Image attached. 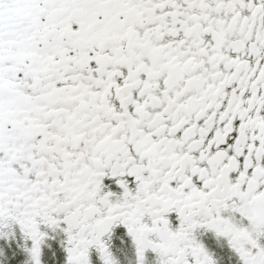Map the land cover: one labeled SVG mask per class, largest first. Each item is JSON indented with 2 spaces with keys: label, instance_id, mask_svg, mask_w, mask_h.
Instances as JSON below:
<instances>
[{
  "label": "snow or ice",
  "instance_id": "snow-or-ice-1",
  "mask_svg": "<svg viewBox=\"0 0 264 264\" xmlns=\"http://www.w3.org/2000/svg\"><path fill=\"white\" fill-rule=\"evenodd\" d=\"M0 264H264V0H0Z\"/></svg>",
  "mask_w": 264,
  "mask_h": 264
}]
</instances>
